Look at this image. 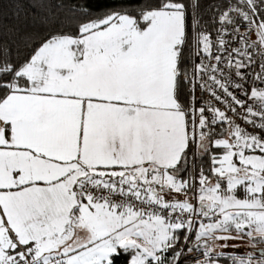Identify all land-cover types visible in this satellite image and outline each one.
I'll list each match as a JSON object with an SVG mask.
<instances>
[{
  "label": "snow or ice",
  "instance_id": "snow-or-ice-1",
  "mask_svg": "<svg viewBox=\"0 0 264 264\" xmlns=\"http://www.w3.org/2000/svg\"><path fill=\"white\" fill-rule=\"evenodd\" d=\"M98 2L0 12V264H264V0Z\"/></svg>",
  "mask_w": 264,
  "mask_h": 264
},
{
  "label": "trees",
  "instance_id": "trees-1",
  "mask_svg": "<svg viewBox=\"0 0 264 264\" xmlns=\"http://www.w3.org/2000/svg\"><path fill=\"white\" fill-rule=\"evenodd\" d=\"M204 2L206 4H211L213 2H216V0H204ZM96 6L97 7L105 6V0H99ZM18 9L21 20H23L25 15H27L29 19H31V10L29 9L27 0H2V3H0V12H2L3 14L2 21L5 26H12L17 23L15 17ZM211 16H212V12H209L205 16V19H210ZM212 28L213 25L209 24L210 31L212 30ZM212 35L214 36L215 33L212 32Z\"/></svg>",
  "mask_w": 264,
  "mask_h": 264
},
{
  "label": "rangeland",
  "instance_id": "rangeland-1",
  "mask_svg": "<svg viewBox=\"0 0 264 264\" xmlns=\"http://www.w3.org/2000/svg\"><path fill=\"white\" fill-rule=\"evenodd\" d=\"M241 251H243V250H241Z\"/></svg>",
  "mask_w": 264,
  "mask_h": 264
}]
</instances>
